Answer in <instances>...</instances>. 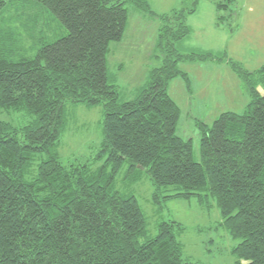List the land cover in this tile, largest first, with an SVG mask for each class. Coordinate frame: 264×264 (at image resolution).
I'll return each instance as SVG.
<instances>
[{"label": "trees", "instance_id": "trees-1", "mask_svg": "<svg viewBox=\"0 0 264 264\" xmlns=\"http://www.w3.org/2000/svg\"><path fill=\"white\" fill-rule=\"evenodd\" d=\"M35 1L26 31L31 25L40 31L47 17L66 31L29 45L34 53L15 59L4 50L21 39L9 17H0V108L32 116L19 129L0 120V264H194L182 258L177 235L185 227L179 221H159L151 236L135 195L115 187L124 165L127 181L146 172L157 207L173 198L194 196L203 203L211 196L228 232L240 238L232 249L235 264H264V65L248 72L225 51L179 52L176 43L190 32L185 12L194 13L199 2L192 0L173 16L160 15L162 63L149 70L132 99L119 101L108 82L106 54L123 36L125 5L153 13L149 1ZM231 1L214 2L217 20ZM6 3L0 0V12ZM206 61L227 62L249 101L242 112L225 110L210 124L199 121L196 161L191 140L176 134L180 108L168 85L179 76L190 91L179 62ZM68 103L102 105V140L92 159H104L95 168L60 159Z\"/></svg>", "mask_w": 264, "mask_h": 264}, {"label": "rangeland", "instance_id": "rangeland-1", "mask_svg": "<svg viewBox=\"0 0 264 264\" xmlns=\"http://www.w3.org/2000/svg\"><path fill=\"white\" fill-rule=\"evenodd\" d=\"M151 12L136 11L128 7V20L120 40L111 41L106 54L108 82L112 84L119 101L132 99L138 90L148 82L149 70L162 63L165 50L157 45V33L161 16L189 8L192 0H148ZM199 0L197 10L185 12L190 32L185 39L176 43L179 52L197 53L225 51L226 55L248 72H255L264 65V0H232L227 9L219 14L225 17L217 20L218 13L212 2ZM35 0H7L0 17H9L8 24L15 32V41L7 46L6 56L11 53L31 56L42 42H51L65 33L55 18L47 17V24L28 26L26 16L36 9ZM39 11V10H38ZM22 13L21 14H17ZM161 15V16H160ZM29 33L33 34L32 38ZM179 46V47H178ZM188 50V51H187ZM12 56V57H13ZM179 68L186 71L191 80V90L186 89L184 80L175 77L169 82L168 92L180 108L176 134L190 139L194 160L200 161V122L210 124L222 111L242 112L249 97L242 83L225 62H179ZM253 75V74H252ZM218 94L208 98L206 91ZM200 92V94L198 92ZM211 96V95H210ZM212 99V103L211 104ZM66 123L58 147L64 164L89 162L92 168L102 163L92 157L100 148L102 140V105L88 107L84 104L68 103L65 107ZM32 116L22 110L0 108V120L8 122L13 129H19ZM125 166L116 176L115 187L135 195L146 216L147 229L151 236L157 232L161 220L179 221L185 229L177 235L182 243V258L194 264H235L233 247L240 238L233 237L223 224L214 199L208 196L203 203L196 197L173 198L162 201L161 207L152 203L153 186L143 172L138 181L123 179Z\"/></svg>", "mask_w": 264, "mask_h": 264}, {"label": "crops", "instance_id": "crops-1", "mask_svg": "<svg viewBox=\"0 0 264 264\" xmlns=\"http://www.w3.org/2000/svg\"><path fill=\"white\" fill-rule=\"evenodd\" d=\"M212 5L214 6V2H212ZM215 8V7H214ZM197 10V9H196ZM198 92V91H197ZM199 94H200V92H198ZM207 94V96H208V98H211L212 96H214V95H217L218 96V94L216 93V92H212V91H206L203 95H201V96H205ZM211 95V96H210ZM209 100V99H208ZM210 101V100H209ZM211 104L213 105V101H212V99H211Z\"/></svg>", "mask_w": 264, "mask_h": 264}]
</instances>
